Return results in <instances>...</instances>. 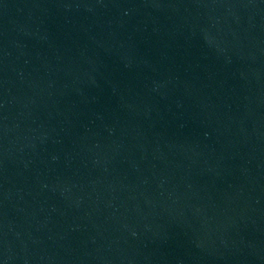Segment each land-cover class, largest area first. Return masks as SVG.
<instances>
[{"label": "water", "instance_id": "water-1", "mask_svg": "<svg viewBox=\"0 0 264 264\" xmlns=\"http://www.w3.org/2000/svg\"><path fill=\"white\" fill-rule=\"evenodd\" d=\"M0 264H264V0H0Z\"/></svg>", "mask_w": 264, "mask_h": 264}]
</instances>
